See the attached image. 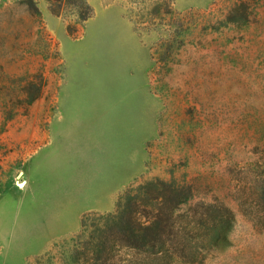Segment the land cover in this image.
<instances>
[{"label":"rangeland","instance_id":"rangeland-1","mask_svg":"<svg viewBox=\"0 0 264 264\" xmlns=\"http://www.w3.org/2000/svg\"><path fill=\"white\" fill-rule=\"evenodd\" d=\"M52 126L108 211L30 221ZM0 264H264V0H0Z\"/></svg>","mask_w":264,"mask_h":264},{"label":"crops","instance_id":"crops-1","mask_svg":"<svg viewBox=\"0 0 264 264\" xmlns=\"http://www.w3.org/2000/svg\"><path fill=\"white\" fill-rule=\"evenodd\" d=\"M119 34L120 33L115 34L103 32L99 34V38L104 40L102 42L103 59L110 65H112L109 57L112 55L110 48L112 39L113 41H118L117 37ZM119 50V56H126L121 44ZM96 95L97 94L89 95L81 93L80 96L88 98V100H93L95 99L93 97ZM84 113L85 112L79 110L61 111L60 115L62 116L59 117L65 120L82 119L83 117L81 114ZM129 115H132L131 112ZM121 131L119 129L118 133H122ZM83 134L84 130L81 127L52 126L50 132H48L49 143L42 148L35 150L24 160L23 168L27 177V190L31 191L38 189L48 192L42 197L27 194L23 205L30 208L28 215L33 216L30 221H37L40 218H37L36 215L41 214L44 216L45 224L47 223L49 226H59L64 224L60 222L62 221L60 215H78L91 208L105 212L113 205L112 192L115 191V187L119 186L123 179L120 174H118L117 177L115 174L113 175L112 180L114 186L111 189L105 188V191L108 192L107 195H100L98 190L96 191L94 188H92V192H90L91 188L89 181H86L85 185H79L78 188L83 191L81 194L78 193L75 195L73 193L74 187L69 180L72 173L71 166L69 168V165L72 164V159L75 157V154L70 150L69 145L81 142L83 140L81 137ZM78 135L81 136L78 137ZM35 176L38 178L35 179ZM102 180H105L104 176L98 178L96 181L101 183ZM51 191H55L56 193L50 194L49 192Z\"/></svg>","mask_w":264,"mask_h":264},{"label":"trees","instance_id":"trees-1","mask_svg":"<svg viewBox=\"0 0 264 264\" xmlns=\"http://www.w3.org/2000/svg\"><path fill=\"white\" fill-rule=\"evenodd\" d=\"M127 247H129V248H134V246H130V245H129V246H127Z\"/></svg>","mask_w":264,"mask_h":264}]
</instances>
